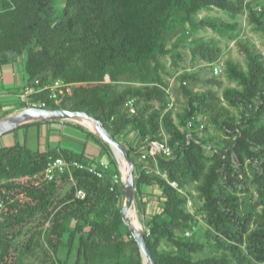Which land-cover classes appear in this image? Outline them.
I'll return each instance as SVG.
<instances>
[{"label": "trees", "instance_id": "1", "mask_svg": "<svg viewBox=\"0 0 264 264\" xmlns=\"http://www.w3.org/2000/svg\"><path fill=\"white\" fill-rule=\"evenodd\" d=\"M214 8L235 20L199 17ZM245 13L264 34V0H0V64L20 60L26 86L64 82L55 97L45 89L22 107L88 111L131 145L136 201L148 217L157 264H264V54L240 38L237 18ZM206 28L237 39L245 54L243 62L225 60L222 72L233 84L224 86L222 72L214 73L223 49L197 36ZM186 46L211 64L212 76L204 77L206 66L166 77L163 57L176 65ZM192 118L198 126L189 129ZM89 134L101 145L99 157L34 151L18 134L0 148V264H68L75 252L73 264H144L121 212L126 195L118 159L108 142ZM156 140L166 141L173 156L144 158L142 147ZM52 156L97 167L105 158L109 167L103 176L82 168L51 180ZM156 185L162 193L148 213L144 188ZM82 189L86 196L78 197ZM199 214L205 239L196 229ZM208 247L223 251L201 255Z\"/></svg>", "mask_w": 264, "mask_h": 264}, {"label": "crops", "instance_id": "2", "mask_svg": "<svg viewBox=\"0 0 264 264\" xmlns=\"http://www.w3.org/2000/svg\"><path fill=\"white\" fill-rule=\"evenodd\" d=\"M26 84L27 79L20 60L0 64V118L22 108L24 100L28 99L24 96ZM27 124H30V126L19 130L17 133L12 130L3 135L13 133L15 139L17 134L21 137L25 135L27 146L34 151L47 152L51 149L65 148L76 152H84L87 156L93 158L99 157L101 154L100 143L89 134V131L93 130L88 129L89 126L77 119L34 121L22 126ZM21 131L24 135L21 134ZM29 138L30 142L34 143L33 147L28 145ZM133 138L135 137L133 136ZM2 140L0 136V142ZM144 191V200L147 203L146 211L151 213L159 203L162 190L156 185L145 186Z\"/></svg>", "mask_w": 264, "mask_h": 264}, {"label": "water", "instance_id": "3", "mask_svg": "<svg viewBox=\"0 0 264 264\" xmlns=\"http://www.w3.org/2000/svg\"><path fill=\"white\" fill-rule=\"evenodd\" d=\"M84 118L91 121L93 127L84 121L82 123L89 126L95 133H97L103 140L108 142L119 162L121 170L122 181L124 183V191L126 195L125 203L121 209L123 219L129 226L133 236L139 243L142 251L144 264H157L153 252L149 246V241L146 237V230L138 228L129 220L128 211L136 202V175L135 163L130 156L131 145L128 142L121 141L109 130L102 119L90 114L85 110H71L68 108H54L41 105H28L22 107L20 110L0 118V136L15 130L16 128L34 121L58 120V119H77ZM80 121V120H79ZM120 152L128 163L127 173L123 172L121 161L118 155Z\"/></svg>", "mask_w": 264, "mask_h": 264}, {"label": "rangeland", "instance_id": "4", "mask_svg": "<svg viewBox=\"0 0 264 264\" xmlns=\"http://www.w3.org/2000/svg\"><path fill=\"white\" fill-rule=\"evenodd\" d=\"M205 15H212V16H222L224 19L226 20H235L234 18L231 17V15L225 11H223L222 9L219 8H214L211 10H203L199 13V17L205 16ZM237 20L239 21V28L241 29V37H247L249 38L251 41H253L255 44L258 45L259 49L262 51V53L264 54V34L259 31L256 30L253 26V24H251L248 19H247V13L240 15ZM197 36H200L202 38H204L205 40H215L216 42L219 43V45L222 47L223 49V54L220 58V60L217 62L222 68L225 67V60L228 57H233L235 59H237L238 61L243 62L244 61V57L245 54L244 52L239 48L238 44H237V39H231L229 37L223 36L221 34H219L218 32L214 31L212 28H206V29H202L197 33ZM183 50L185 51V60H179L178 63L175 65L172 61L171 56H166L163 57V61L166 65V67L168 68V73L166 75V77L168 79H173L172 73L174 72H181L184 69H201L202 67H206L207 68L202 72L204 77L205 76H212L213 75V71L212 68H209V66L211 67V64H209L206 60L201 59L200 57H194L191 48L189 46L183 47ZM220 77L223 78L224 80V86L228 85V84H233V82H230L224 72H222V74L219 75ZM109 79V78H108ZM217 89H219L220 93L222 94V90L223 87H219L216 86ZM180 108V104L177 105V109ZM88 129L91 130V128L87 127ZM209 130L212 132H216L217 129H215L213 127V125L209 126ZM208 130V131H209ZM221 133V132H219ZM21 134H23V131H21ZM24 135V134H23ZM133 136L135 137L136 141L138 142V137L135 136V134L133 133ZM2 137V142H0V146H6V145H11L13 144L15 138H14V134L13 133H9L6 135L1 136ZM28 145L33 147L34 143L30 142V138L28 140ZM120 152H118L119 154ZM190 189H192L190 187ZM193 193H196V190L193 188L192 189ZM125 203V202H124ZM202 203V202H201ZM136 205H137V210L139 213V220L138 223L140 224V226H143V228H146V223H147V218L143 215V211L140 209V207L138 206V203L136 201ZM190 209L194 210V205L192 204V202L190 203ZM202 217V214H199V218ZM207 226L205 224L204 219L201 218V223H200V227H197L196 229H198V234L199 237H201L202 239H205V231L207 230ZM195 229V230H196ZM190 233H192L191 231L188 232V235H190ZM215 240V239H214ZM162 246L169 248L170 246L165 243ZM221 251H218L216 249H214V247H208L206 251H204L203 253H201V255H205V254H220ZM63 257H65L64 254H62ZM76 258V252L73 254V256L71 257V259L68 261V264H73ZM36 261L39 262L38 259H36ZM227 264H237V262L234 261V259H231V262L227 263Z\"/></svg>", "mask_w": 264, "mask_h": 264}, {"label": "built area", "instance_id": "5", "mask_svg": "<svg viewBox=\"0 0 264 264\" xmlns=\"http://www.w3.org/2000/svg\"><path fill=\"white\" fill-rule=\"evenodd\" d=\"M223 71V68L219 65L216 64L214 67V73L215 74H220ZM64 82L61 79L56 80L55 82L48 83L41 85L40 80L36 79L35 84L28 85L26 86L24 90V96L28 97V99H31L30 96L43 91L45 89H51L52 94L51 96L55 97L57 95L56 89L60 86H62ZM131 105L132 102L130 101ZM32 105H39L38 103H33ZM41 106H45V103H43ZM132 111H135L134 106H131ZM196 126H198L197 123V118H192L188 122V127L189 129H193ZM200 128L205 127V123H199ZM133 141L136 145H138L139 141L137 142L135 138H133ZM210 147V146H209ZM142 149H145V152L143 154L144 158H147L148 154H157L159 152H164L167 156H173V149L171 146L166 141H152L150 144L147 146L142 147ZM100 167H97L95 164H89L86 165L84 162L80 161L79 159H67L63 156H52L49 160V163L46 168V174L49 179H54L57 175L59 174H64L67 171H70L71 174H73L74 169H82V168H87L89 171L99 175L103 176L104 171L109 167L108 160L105 158H101L99 161ZM165 175H167L165 173ZM74 177V176H73ZM116 181H119V176L116 175ZM174 185H177L176 182H173ZM77 196L78 197H85L86 192L82 189L77 191Z\"/></svg>", "mask_w": 264, "mask_h": 264}, {"label": "bare ground", "instance_id": "6", "mask_svg": "<svg viewBox=\"0 0 264 264\" xmlns=\"http://www.w3.org/2000/svg\"><path fill=\"white\" fill-rule=\"evenodd\" d=\"M78 119L80 121L86 122L87 124H89L92 127L94 125L91 121H89L87 119H84V118H78ZM118 155H119V158H120V161H121L123 172L127 173L129 165H128L127 161L125 160V158L123 157V155L121 153H119ZM128 215H129V220H130L131 223L135 224L138 228H143V226H140V224L138 223L139 213H138V210H137L136 202L133 205V207L128 211Z\"/></svg>", "mask_w": 264, "mask_h": 264}]
</instances>
